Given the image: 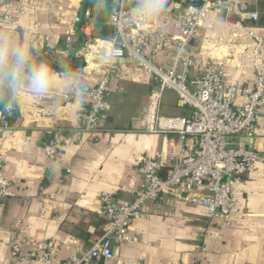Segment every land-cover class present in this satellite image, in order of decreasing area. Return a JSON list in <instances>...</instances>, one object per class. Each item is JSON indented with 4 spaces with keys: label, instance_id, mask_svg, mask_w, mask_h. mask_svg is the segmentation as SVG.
<instances>
[{
    "label": "crops",
    "instance_id": "1",
    "mask_svg": "<svg viewBox=\"0 0 264 264\" xmlns=\"http://www.w3.org/2000/svg\"><path fill=\"white\" fill-rule=\"evenodd\" d=\"M59 1L63 9L57 15H51V1L41 0L28 18L0 28L27 41L34 59L47 62L60 74V81L67 72L78 77L74 85L60 87L48 97L21 98L16 119L0 128V162L16 193L0 203V264H41L12 258L13 239L51 240L59 248L58 259L89 247L102 232V193L119 201L131 200L140 185L137 167L141 162L158 161L167 167L171 156L194 144L176 133L146 131L154 83L126 60H119L111 81L110 112L92 133H78L86 95L99 80L104 57L103 47L90 41H105L99 38L102 27L108 25L105 8L97 3ZM179 1L189 5L199 0H168L165 13ZM253 9L258 19L249 23L250 29L264 36V0H257ZM223 16L219 9L206 15L201 24L206 40L195 43V53L200 57L199 68L209 61L220 64L227 81L239 85L242 100L254 77L253 40L228 26ZM67 37L71 38L68 44ZM82 39L85 44L79 48ZM164 59V54L159 55V61ZM78 86L84 99L75 106L72 95ZM160 113L189 118L191 109L178 106L176 95L166 91ZM56 135L63 140V151L56 162H48L41 145ZM233 144L264 153V108L251 138L233 139ZM233 190L235 206L228 220L214 221L202 209L170 197L149 203L143 217L130 224V241L113 242V257L94 264H264V167L237 174Z\"/></svg>",
    "mask_w": 264,
    "mask_h": 264
},
{
    "label": "built area",
    "instance_id": "2",
    "mask_svg": "<svg viewBox=\"0 0 264 264\" xmlns=\"http://www.w3.org/2000/svg\"><path fill=\"white\" fill-rule=\"evenodd\" d=\"M41 0H0V28L26 19ZM51 1V15L63 9L59 0ZM97 3V0H84ZM257 0H199L196 5L184 1L173 3L168 13L149 25L129 24L127 10L134 0H109L107 25L110 39L93 41L103 47L98 82L89 89L86 107L78 133H92L98 122L110 112L111 81L120 67L119 60L131 62L154 83L146 112V131L171 132L192 139L181 153L171 156L167 167L158 161H143L137 167L140 185L129 201L116 200L110 193L99 196L103 227L89 247L77 249L65 259H58L59 248L51 240L13 239L10 255L14 259L37 261L41 264H94L113 257L112 244L130 241V224L145 214L149 203L163 197L198 207L216 221L228 220L235 206L233 190L237 174L251 172L257 165L264 167V153L233 139H248L253 134L264 108V36L255 34L249 23L258 19L253 9ZM123 4V7L117 5ZM223 10L224 22L253 40L254 77L250 88L243 91L227 81L224 68L217 63L200 65L195 43L206 40L201 24L212 10ZM87 17L91 14L85 12ZM78 22V18L75 19ZM87 28V27H86ZM90 38V35H89ZM71 38H66L70 43ZM93 42V43H92ZM164 54L163 62L159 55ZM172 91L178 106L191 109L189 118L164 117L160 113L163 95ZM3 109V108H2ZM16 106L0 111V128L16 119ZM48 162H56L63 151L59 135L45 138L41 145ZM165 168V169H163ZM121 190L129 192L127 189ZM16 193L5 176L0 162V203Z\"/></svg>",
    "mask_w": 264,
    "mask_h": 264
},
{
    "label": "clouds",
    "instance_id": "3",
    "mask_svg": "<svg viewBox=\"0 0 264 264\" xmlns=\"http://www.w3.org/2000/svg\"><path fill=\"white\" fill-rule=\"evenodd\" d=\"M168 0H134L126 15L129 24L149 25L166 11ZM109 0H97L104 9ZM103 5V6H101ZM123 7V4L117 5ZM60 74L44 61H36L27 41H22L7 30H0V111H11L18 101L30 96L34 100L54 94L58 88L74 85L78 79L71 72ZM75 106L83 103L84 94L78 86L74 93Z\"/></svg>",
    "mask_w": 264,
    "mask_h": 264
},
{
    "label": "water",
    "instance_id": "4",
    "mask_svg": "<svg viewBox=\"0 0 264 264\" xmlns=\"http://www.w3.org/2000/svg\"><path fill=\"white\" fill-rule=\"evenodd\" d=\"M89 3L92 4L91 2H89ZM81 8H82V9H81V11H80V14H81L82 11H83V7H81ZM111 8H114V5L111 4V3H109V4L105 7V9H104V23L107 22L108 15H109V11H110ZM80 19H81V16H80ZM84 44H85L84 39H82V42L80 43L79 48H80V47H83ZM77 45H78V43L75 44V46H74L73 51H72L71 54H73V53L76 51V49H77ZM79 48H78V49H79ZM120 61L123 62L124 60L121 59ZM70 66H71V65H68L66 71H69Z\"/></svg>",
    "mask_w": 264,
    "mask_h": 264
},
{
    "label": "trees",
    "instance_id": "5",
    "mask_svg": "<svg viewBox=\"0 0 264 264\" xmlns=\"http://www.w3.org/2000/svg\"><path fill=\"white\" fill-rule=\"evenodd\" d=\"M199 3V1H198ZM198 3H194L193 5H196ZM263 19H264V16H263ZM264 23V22H263ZM102 33H103V36H101L99 39L101 40H108L110 39L111 37V34H112V29L111 27L109 26H106V27H102ZM3 108V107H2Z\"/></svg>",
    "mask_w": 264,
    "mask_h": 264
},
{
    "label": "rangeland",
    "instance_id": "6",
    "mask_svg": "<svg viewBox=\"0 0 264 264\" xmlns=\"http://www.w3.org/2000/svg\"><path fill=\"white\" fill-rule=\"evenodd\" d=\"M86 5H88V4H86ZM62 7H63V5H62ZM107 40H105V42H106Z\"/></svg>",
    "mask_w": 264,
    "mask_h": 264
}]
</instances>
